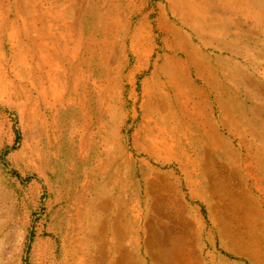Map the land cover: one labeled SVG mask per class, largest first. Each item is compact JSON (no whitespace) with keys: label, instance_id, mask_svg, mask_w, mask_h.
<instances>
[{"label":"bare ground","instance_id":"6f19581e","mask_svg":"<svg viewBox=\"0 0 264 264\" xmlns=\"http://www.w3.org/2000/svg\"><path fill=\"white\" fill-rule=\"evenodd\" d=\"M28 1L30 7L34 4L33 16L28 14L29 19L32 18L29 23L24 19L26 9L18 0H0V49L5 62L13 69L21 67L25 59L30 60L26 102L42 104L46 113L61 109L74 119L70 152L73 165L66 170L74 176L77 188L74 196L68 198L70 208L74 205L78 207L76 218L67 215L71 221L66 223L64 240L68 236L70 244L85 241L93 201L85 209L82 205L92 197L91 186H96V195L105 191L101 183H96L95 170L87 167H93L95 163L100 168L103 166L99 158L108 149L104 147L105 140L100 146L95 144L94 139L105 132L106 122L103 119H108L112 125L120 124L117 129L119 136L124 130L130 131L137 126L135 148L157 161L160 153L165 151L170 155L167 159L175 156L186 186H203L205 194L214 196L220 191L218 188L216 193L212 192L204 170L208 165L216 166L212 155H223L228 165L235 166L243 182L247 183L248 191L239 201H232L225 208L226 217L215 223L214 236L222 242L226 253L242 262L219 259L216 263L215 258H205L204 264H264V251L260 247V243L264 244V69L254 76L255 73L245 68L250 64L246 59L248 52H236L227 45H216L212 41L218 35V28L241 30L238 27L241 25L233 23V16H240L251 23L254 29L261 31L260 37L264 39V0H167V14L170 19L176 18L177 22H168L169 17L164 13V23L156 24L151 23V14L135 22L149 5L144 0H119L118 4L109 5L106 9V23L99 24L100 35L97 37H94L95 29L91 23H85V26L79 23L78 27L77 23L60 20L62 12H56L58 1L65 4L71 0H53L46 5L42 0ZM80 1L84 9L90 6L94 10L100 8V0ZM103 3L106 5V1ZM68 8L65 6V11ZM38 10L42 12L41 23L35 21ZM214 12L218 14L211 15ZM10 16H15V20L10 22ZM222 16H227V19ZM46 17L54 18L55 23H44ZM121 17H124L125 23H122ZM194 18L201 21L194 23ZM73 29L74 37L68 34ZM219 35L224 36V33ZM227 36L233 34L227 33ZM110 39L114 42L110 43ZM117 44L119 55L113 57L112 69L106 51L113 54ZM261 44L264 48L263 41ZM257 54L264 58V55ZM239 59L247 65L232 62ZM222 60L227 62L226 67L221 68ZM132 62L136 64L131 69ZM213 63H217V68L213 67ZM150 69L151 76L143 82L139 94L137 78ZM223 82L238 88L239 96L244 97L245 104L250 106L248 113L239 107L233 112L235 117L245 121L243 124L250 141L249 145L241 141L239 153H228L230 146L218 134V122L214 120L218 117L221 123H225L229 114H233L222 108ZM127 86L131 89L127 90ZM129 101L134 105L130 112L127 110ZM138 104L141 115L137 114ZM206 104L212 108L211 116L204 113ZM217 108L219 111H216ZM130 120L132 124L129 126L127 122ZM58 131L44 134L47 149L56 148L54 140ZM236 135L241 138L240 132ZM86 139L91 141L90 152L87 153L84 151ZM204 142L210 146L205 147ZM195 152L199 156L193 160L190 153ZM26 156L29 160L45 162L51 154L48 157L41 152H30ZM65 158H68L67 154ZM116 176L122 179L120 175ZM63 180L61 176L58 181ZM125 187L116 183L115 191L106 198L104 208L110 217L108 232L120 239L124 237L121 233L122 217L126 218L129 231L140 234L142 229L137 230L138 219L144 220L142 212L148 208L146 205L142 210L140 206L126 207L123 196L127 194L131 203L135 204L137 191L125 190ZM192 194L195 196L194 190ZM111 244L109 255L117 251L116 245ZM138 244H134V248ZM142 246L146 253L142 264H202L194 260L182 233L176 237L171 232L159 231ZM101 247L100 241L98 248ZM107 264L141 263L135 255L126 253L121 254L116 262L109 258Z\"/></svg>","mask_w":264,"mask_h":264},{"label":"rangeland","instance_id":"374dc122","mask_svg":"<svg viewBox=\"0 0 264 264\" xmlns=\"http://www.w3.org/2000/svg\"><path fill=\"white\" fill-rule=\"evenodd\" d=\"M52 1L42 0L44 5ZM103 1H106V5H103ZM18 2L25 7L24 19L29 23L32 18L29 19L28 14L33 16L31 11L34 4L30 7L28 0H18ZM118 2L119 0H100V8L94 10L92 6L87 9H84L85 6L82 8L80 0H71L70 3L65 4L58 1L56 12H62L60 20L77 23L78 27L79 23L83 26L85 23H91L95 29L94 37H97L100 35L99 24L106 23V9L109 5H116ZM144 3L149 5L145 8L143 15L136 17L135 22H140L147 14H151V23H164L163 14L168 12L167 0H144ZM65 6L69 7V10L65 11ZM13 13H15L14 9ZM214 14L218 13L214 12L211 15ZM167 15L168 22H177L176 18L171 16L170 19V15ZM222 17L227 19V16ZM41 18L42 12L38 10L35 21L41 23ZM231 18L233 23L241 25L238 26L241 30L218 28L216 29L218 35L212 38V41L216 45L218 43L227 45L236 52H248L246 56L249 61L247 64L250 63L248 66L241 63L242 59L232 62L242 64L255 73L254 76H257L264 69V58L257 54L264 55L261 44L264 39L260 37L261 31L254 29L251 23H247L240 16ZM14 20L15 16H10L9 21ZM121 20L125 23L124 17H121ZM49 21L55 23L54 18H44V23ZM200 21V18H194V23ZM249 30L251 31L248 32ZM222 32L224 36L219 35ZM227 33L233 36L229 37ZM68 34L74 37L75 29L70 30ZM109 42L112 43L114 40L110 39ZM117 51L118 44L114 47L113 54H110L109 50L106 51L107 59L110 56L112 69L114 58L119 55ZM152 62L154 63V60ZM29 64L30 60L27 58L21 67L19 65L13 69L11 64L7 65L5 62L0 49V264H107L109 258L116 262L121 254L126 253L135 255V259L142 264L146 258L143 243L159 231L171 232L176 237H180L181 233L184 234L196 262L204 264L205 258H215L216 263L219 259L242 262L226 253L222 242L214 236L215 223L226 217L225 208L232 201H239L248 191L247 183L243 182L238 169L228 165L223 155H212L215 157L216 166L208 165L204 170L212 192L216 193L218 188L220 191L214 196L205 194L203 186L195 188L186 186L180 164L175 156L167 159L170 155L165 151L160 153V159L157 161L136 149L134 142L138 131L137 126H133L130 131L124 130L119 136L117 129L120 124L112 125L108 119H103L106 122L105 132H101V135L94 139L95 144L100 146L105 140L104 147H107L108 151L99 158L103 166L100 168L98 163H95L93 167H87V169L95 170L96 183H101L105 191L96 195V186H91L92 197H89L86 200L88 202L82 205L85 209L87 205H90L91 200L93 201L90 208L92 218L88 224L85 241L81 244L76 241L70 244L68 236L67 240H64L66 223L71 221L67 215H74L76 218L78 207L74 205L70 208L68 198L71 199L74 196L73 193L75 194L77 188L74 176L66 170V167L71 168L73 165L70 152L74 119L61 109L59 112L46 113V108L42 104H37L40 106L38 107L35 101L26 102V96H29L26 90L30 72ZM134 64L136 63L132 62L131 69ZM226 65L227 62L222 60L221 68ZM213 67L217 68V63H213ZM151 72L152 69L138 76L139 94L142 92L143 82L151 76ZM33 75L34 73L31 74ZM223 84L222 108L233 113L239 107L248 113L250 106L245 104L244 97L239 96V89L230 83L223 82ZM130 89L131 87L127 86V90ZM133 107V102L129 101L127 110L130 112ZM216 111L219 109L217 108ZM204 113L206 116H211L212 108L209 104H206ZM137 114L141 115L139 104ZM249 118L252 119L250 114ZM254 119L257 120V118ZM214 120L218 122H215L218 134L230 146L227 149L228 153H239L241 141L245 145L250 144L247 128L243 124L245 121L235 117L234 113L229 114L228 121L225 123H221L222 120L218 117ZM127 123L130 126L132 121ZM56 129H59L57 139L54 140L56 148L49 150L46 148L44 134L47 132L51 135ZM93 132H97L94 127ZM237 132H240L241 138L239 135L234 136ZM85 142L84 151L87 153L90 152L91 141L86 139ZM203 145L210 146L207 142ZM30 152L34 154L41 152L48 157L51 154V157L45 162L29 160L26 155ZM190 155L193 160L199 156L198 152L190 153ZM53 173H56L55 176L52 175ZM116 175H120L122 179L120 180ZM61 176L64 180L59 182ZM116 183L124 187L127 184L125 190L128 188L137 191L135 204L131 203L127 194L123 196L126 207L134 205L139 208L140 206L142 210L145 205L148 206L142 212L144 220L138 219L137 230L142 229L141 235L137 231L135 233L129 231L125 217L121 219L123 221L121 233L124 235L122 239L108 232L110 217L106 215L104 208H106V198L115 191ZM192 190L195 191V196ZM202 194L203 196H198ZM241 230L246 233L244 229ZM100 241L101 249L98 248ZM225 242L228 243L226 240ZM137 243L139 244L134 248V244ZM109 244L117 247V251L115 250L111 255L108 252ZM260 247L264 251L263 242L260 243Z\"/></svg>","mask_w":264,"mask_h":264}]
</instances>
